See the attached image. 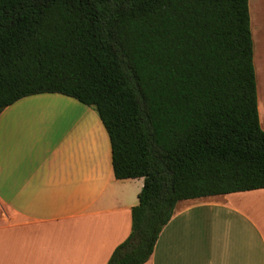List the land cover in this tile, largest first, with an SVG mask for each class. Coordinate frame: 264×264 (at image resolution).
<instances>
[{
  "label": "trees",
  "instance_id": "obj_1",
  "mask_svg": "<svg viewBox=\"0 0 264 264\" xmlns=\"http://www.w3.org/2000/svg\"><path fill=\"white\" fill-rule=\"evenodd\" d=\"M93 107L117 179L144 178L107 264H144L178 201L264 188L249 0H0V112Z\"/></svg>",
  "mask_w": 264,
  "mask_h": 264
},
{
  "label": "crops",
  "instance_id": "obj_2",
  "mask_svg": "<svg viewBox=\"0 0 264 264\" xmlns=\"http://www.w3.org/2000/svg\"><path fill=\"white\" fill-rule=\"evenodd\" d=\"M253 3L264 129V9ZM143 184L116 178L93 107L60 93L19 99L0 112V264H107ZM144 264H264V188L178 201Z\"/></svg>",
  "mask_w": 264,
  "mask_h": 264
},
{
  "label": "rangeland",
  "instance_id": "obj_3",
  "mask_svg": "<svg viewBox=\"0 0 264 264\" xmlns=\"http://www.w3.org/2000/svg\"><path fill=\"white\" fill-rule=\"evenodd\" d=\"M250 11H251V13H253V0H250ZM260 2L262 3V5H263V9H264V0H260ZM261 5V4H260ZM262 58H263V60H264V55L262 56ZM263 67H264V61H263ZM263 83H264V80H263ZM263 90H264V84H263ZM259 95V94H258ZM264 96V95H263ZM70 235H72V232L70 233ZM54 236L57 238V239H61V234H60V232L59 233H56V232H54ZM63 239H64V233H63Z\"/></svg>",
  "mask_w": 264,
  "mask_h": 264
}]
</instances>
